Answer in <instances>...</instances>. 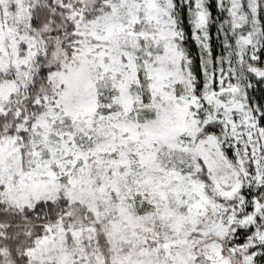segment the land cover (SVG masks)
Segmentation results:
<instances>
[{
	"label": "snow or ice",
	"instance_id": "snow-or-ice-1",
	"mask_svg": "<svg viewBox=\"0 0 264 264\" xmlns=\"http://www.w3.org/2000/svg\"><path fill=\"white\" fill-rule=\"evenodd\" d=\"M215 4L0 0V264H264V0Z\"/></svg>",
	"mask_w": 264,
	"mask_h": 264
},
{
	"label": "trees",
	"instance_id": "trees-1",
	"mask_svg": "<svg viewBox=\"0 0 264 264\" xmlns=\"http://www.w3.org/2000/svg\"><path fill=\"white\" fill-rule=\"evenodd\" d=\"M209 4L211 5V10H212V13H213V16L214 17H219L220 14H219V10L216 8V4H215V0H209ZM222 19V17H220ZM215 28L212 29V33H213V44L216 43V35H215ZM192 50H193V53L195 54L196 53V48L194 45H192ZM216 52L218 53L219 52V48H216L215 49ZM197 63V67H198V60L196 61ZM262 95H264V93H262L259 89L254 93V96L256 98H260Z\"/></svg>",
	"mask_w": 264,
	"mask_h": 264
}]
</instances>
